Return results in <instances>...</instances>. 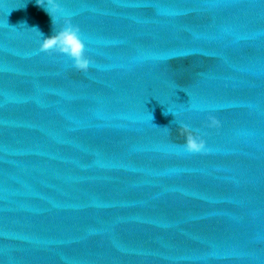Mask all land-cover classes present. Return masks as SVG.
Here are the masks:
<instances>
[{"label": "water", "instance_id": "1", "mask_svg": "<svg viewBox=\"0 0 264 264\" xmlns=\"http://www.w3.org/2000/svg\"><path fill=\"white\" fill-rule=\"evenodd\" d=\"M0 264H264V0H0Z\"/></svg>", "mask_w": 264, "mask_h": 264}, {"label": "clouds", "instance_id": "2", "mask_svg": "<svg viewBox=\"0 0 264 264\" xmlns=\"http://www.w3.org/2000/svg\"><path fill=\"white\" fill-rule=\"evenodd\" d=\"M57 44L62 46L64 52L75 58L77 67L86 68L88 66L87 59L84 57V44L79 39L78 29L70 22L58 33L44 37L41 42V49L49 50ZM183 127L187 129L186 125H183ZM203 146V141L189 133L185 144L188 151H200Z\"/></svg>", "mask_w": 264, "mask_h": 264}]
</instances>
